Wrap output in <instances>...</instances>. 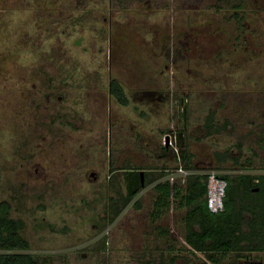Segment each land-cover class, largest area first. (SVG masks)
<instances>
[{
  "label": "rangeland",
  "instance_id": "1",
  "mask_svg": "<svg viewBox=\"0 0 264 264\" xmlns=\"http://www.w3.org/2000/svg\"><path fill=\"white\" fill-rule=\"evenodd\" d=\"M181 130L198 169L264 171V0H0V200L41 264H166L153 186L124 203L123 167L169 176L155 146Z\"/></svg>",
  "mask_w": 264,
  "mask_h": 264
},
{
  "label": "trees",
  "instance_id": "2",
  "mask_svg": "<svg viewBox=\"0 0 264 264\" xmlns=\"http://www.w3.org/2000/svg\"><path fill=\"white\" fill-rule=\"evenodd\" d=\"M109 93L122 105L129 101L121 84L115 78L109 81ZM148 95L154 100L164 103L167 101V97L161 91L149 92ZM203 129L208 136L218 131L212 111L208 112ZM154 153L163 157L164 161L159 167L163 171L169 168L171 172L178 169H195L193 154L185 146L176 149L163 143L155 146ZM213 158L219 164H224L228 160L231 164L237 162V158L230 155L228 148L215 151ZM171 163H175V166L171 167ZM132 168L123 167L127 170ZM154 168L157 169L155 166L135 168L143 170L145 183L141 188L150 184L153 186L156 195L152 212L154 220L166 213L171 203L176 202L178 205L187 206L185 215L187 225L190 226V223L197 225L195 229L188 228L185 234L186 243L194 250L203 253L264 252V173L258 175L220 173V177L226 181L224 208L221 212L213 213L207 207L203 175H188L184 180L170 179L171 175L166 177L168 174L156 178L152 171ZM134 195L126 192L123 196L124 203ZM118 212L119 209L116 208L112 212L113 216ZM23 225L21 219L11 217L9 202L0 200V264H41L31 254L25 252L29 249V244L22 236ZM210 259L213 261L212 257Z\"/></svg>",
  "mask_w": 264,
  "mask_h": 264
},
{
  "label": "crops",
  "instance_id": "3",
  "mask_svg": "<svg viewBox=\"0 0 264 264\" xmlns=\"http://www.w3.org/2000/svg\"><path fill=\"white\" fill-rule=\"evenodd\" d=\"M187 149L189 150L188 147ZM190 153L192 152L190 151ZM192 161L195 164L194 155ZM195 168L198 169L197 166H195ZM174 174L172 173L170 174L172 178L175 179L180 178V176ZM151 208L152 209L150 210L151 211L150 215H152L154 209V201H153V206ZM186 211H187V206L178 205L176 202L171 203L169 205V208L166 210V213H163V215H161L164 216L167 213L169 214V218H170L169 224H167V226L157 225L159 224L158 221L161 220V216L158 219H155L154 221L156 239L162 240V237H165L167 238V243L165 241H162L165 245L162 248L164 250L154 251L153 253H156L158 255V258L159 259L161 258L160 260L166 259V264H245L247 259L256 256L257 254L256 251L249 253H241V252L221 253L219 251L203 253L194 250L190 245L186 243L185 234L188 228L195 229L197 225L191 223L189 224L190 226L187 225L185 218ZM171 230L174 231L173 234H170ZM144 251L146 252V254L149 253L147 249ZM211 257L213 261H211L210 259ZM230 258H233V261H229Z\"/></svg>",
  "mask_w": 264,
  "mask_h": 264
},
{
  "label": "built area",
  "instance_id": "4",
  "mask_svg": "<svg viewBox=\"0 0 264 264\" xmlns=\"http://www.w3.org/2000/svg\"><path fill=\"white\" fill-rule=\"evenodd\" d=\"M262 173H264V171ZM172 174L180 176L181 180H184L188 175H203L205 177V196L208 209L213 213L223 211V198L226 181L220 177L218 170L213 168L203 170L196 168L193 170L178 169L172 172ZM170 179H172V176H170Z\"/></svg>",
  "mask_w": 264,
  "mask_h": 264
},
{
  "label": "water",
  "instance_id": "5",
  "mask_svg": "<svg viewBox=\"0 0 264 264\" xmlns=\"http://www.w3.org/2000/svg\"><path fill=\"white\" fill-rule=\"evenodd\" d=\"M184 108H183V121L185 120L184 115ZM177 116V112H176ZM181 135V132H178L176 136ZM126 187H127V194L132 195L137 192V190L144 186V174L143 170H128L126 173Z\"/></svg>",
  "mask_w": 264,
  "mask_h": 264
},
{
  "label": "flooded vegetation",
  "instance_id": "6",
  "mask_svg": "<svg viewBox=\"0 0 264 264\" xmlns=\"http://www.w3.org/2000/svg\"><path fill=\"white\" fill-rule=\"evenodd\" d=\"M179 131H176V132H172V131H170L169 132V134H171V135H173V137H174V142H175V144H177L178 143V141H175V138H176V140H179V143H181L179 146H188V136H187V134L185 133V131H183V130H181L180 132H181V135H179V136H176V134L178 133ZM264 137V136H263ZM264 140V139H263ZM128 171V170H127ZM249 264H255V262L254 261H249Z\"/></svg>",
  "mask_w": 264,
  "mask_h": 264
}]
</instances>
